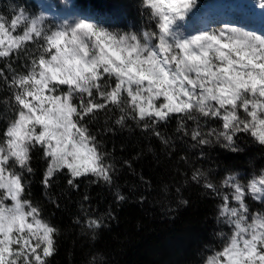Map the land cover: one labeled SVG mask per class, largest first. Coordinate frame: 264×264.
Masks as SVG:
<instances>
[{"label": "snow or ice", "instance_id": "1", "mask_svg": "<svg viewBox=\"0 0 264 264\" xmlns=\"http://www.w3.org/2000/svg\"><path fill=\"white\" fill-rule=\"evenodd\" d=\"M61 6L71 10L70 21H47L20 3L10 14L0 13V83L6 88L0 100L6 109L0 127V264H52L58 252L60 229L32 199L37 161L42 195L55 215L62 208L53 191L60 178L73 193L88 182L106 186L117 205L128 199L117 185L120 169L133 172L145 150L117 165L115 148L104 143L126 130L154 137L172 153L177 141L190 143L200 160L208 158L210 146L242 153V135L264 148V0H254L258 16L238 3L236 19L198 30L185 23L198 0H141L139 15L148 27L139 32L106 22L119 16L118 7L80 9L53 0L49 8ZM190 179L219 201L216 235L222 243L203 264H264V168L246 182L226 170L217 185L199 168ZM139 180L150 183L143 175ZM90 202L82 192L81 214L72 223L96 242L117 217L112 209L91 214ZM188 205L180 197L168 212L174 218ZM89 264L108 261L93 254Z\"/></svg>", "mask_w": 264, "mask_h": 264}, {"label": "trees", "instance_id": "2", "mask_svg": "<svg viewBox=\"0 0 264 264\" xmlns=\"http://www.w3.org/2000/svg\"><path fill=\"white\" fill-rule=\"evenodd\" d=\"M74 2L82 9L89 6L118 7L119 16L108 18L107 23L123 31L129 28L134 32L147 30V22L138 11L141 0ZM14 3H20L29 11L36 12L38 9L35 0H0V13L10 14ZM0 67H3L2 60ZM5 94L6 88L0 83V100ZM5 112L3 104H0V127H3ZM104 121L105 117L101 114L99 123ZM174 127L175 122L168 129V135H172ZM104 143L109 151L115 148L117 165L125 159H132L139 150H145V155L133 163L135 174L127 168L120 169L117 185L128 199L119 205L114 203L112 191L106 186L88 182L82 184L81 193L87 192L91 196V214L104 216L112 209L117 217L110 222L109 228L98 234L96 242L91 240L90 233L86 234V229L72 223L81 214V193L70 192L66 180L58 179L53 191L60 193L62 208L52 215L51 206L44 199L39 185L42 164L39 161L35 164L38 171L32 186V199L44 208L46 218L60 229L58 252L52 264H89L93 254H103L108 264H203L211 249L220 247L222 243L216 235L221 230L216 223L219 201L192 183L190 177L193 170L199 168L219 185L226 170L239 172L246 182L264 168V148L243 135L242 153L233 154L219 146H210L205 149L208 158L204 160L198 158L199 149H193L190 143L177 141L172 153L170 147L138 130H126L116 137H106ZM146 146H150L152 151L147 152ZM181 156H187V162L182 161ZM140 175L150 183H142ZM176 188H180L181 192L176 193ZM140 196L145 198L143 203L139 202ZM180 197L188 199L189 205L177 209L173 218L168 209L175 208ZM253 210L259 209L253 205Z\"/></svg>", "mask_w": 264, "mask_h": 264}, {"label": "rangeland", "instance_id": "3", "mask_svg": "<svg viewBox=\"0 0 264 264\" xmlns=\"http://www.w3.org/2000/svg\"><path fill=\"white\" fill-rule=\"evenodd\" d=\"M38 4L36 14L43 13L47 21L59 23L64 19L71 20V10L65 7H51L53 0H35ZM74 0H67L68 4L75 3ZM238 3H245L251 10V14L258 16L260 9L253 6L254 0H198V9L189 17H186L185 23L190 26V30H198L205 26L220 27L225 22L236 19L240 13L236 11L235 6ZM82 9L80 6H77ZM196 24V25H193ZM242 182H245L242 179ZM255 211V210H253ZM227 231V229H226Z\"/></svg>", "mask_w": 264, "mask_h": 264}]
</instances>
